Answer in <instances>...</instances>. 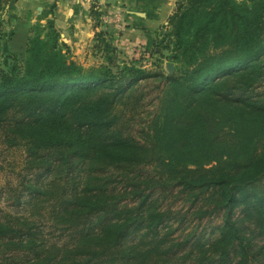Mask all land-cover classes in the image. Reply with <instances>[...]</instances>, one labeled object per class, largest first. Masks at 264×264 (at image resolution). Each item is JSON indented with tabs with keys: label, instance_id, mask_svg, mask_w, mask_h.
Instances as JSON below:
<instances>
[{
	"label": "trees",
	"instance_id": "16d2710c",
	"mask_svg": "<svg viewBox=\"0 0 264 264\" xmlns=\"http://www.w3.org/2000/svg\"><path fill=\"white\" fill-rule=\"evenodd\" d=\"M169 24L170 75L84 67L31 34L0 63V144L33 174L24 214L0 208V264H264V0H179ZM168 191L222 212L217 238L175 235Z\"/></svg>",
	"mask_w": 264,
	"mask_h": 264
},
{
	"label": "rangeland",
	"instance_id": "374dc122",
	"mask_svg": "<svg viewBox=\"0 0 264 264\" xmlns=\"http://www.w3.org/2000/svg\"><path fill=\"white\" fill-rule=\"evenodd\" d=\"M15 0L13 3H15ZM57 0H44L37 9L30 11L23 20H31L29 24V33L32 36L38 35L48 40L67 61H75L84 66L106 65L116 71L119 67L133 66L144 69L148 72H162L170 75L184 67L180 60L172 58L174 37L172 27L169 24V18L159 29L153 30L152 40H116L110 32V24L105 20V13L94 14L90 12L93 19L94 34L90 40H79L78 49L72 44L73 40H62L60 32L52 22L53 5ZM245 1V0H238ZM9 8L0 11V63L4 58L12 65L21 66L25 58V48L27 40H11L13 35V26L18 24L21 19L14 12V4ZM81 6V2L74 3ZM99 7V6H98ZM176 8V6H175ZM91 10L98 9L93 3ZM175 10V9H174ZM174 12V11H173ZM24 15V14H23ZM117 15V14H116ZM114 18L116 16H113ZM119 20H116L118 23ZM113 25H115L113 23ZM123 26V25H122ZM98 28V29H97ZM67 31V30H66ZM19 39V40H18ZM78 41V40H77ZM171 63L173 69L171 72L167 69V64ZM6 68V67H5ZM160 84L157 79H149L141 83L144 92L148 93L145 102L154 98L158 91L156 86ZM259 89H264V83ZM101 90H97V93ZM153 105L149 106L147 114H141L136 118V123L132 126L133 132H138L136 137L141 139L143 133L141 129L147 128V122L150 120L149 113ZM135 134V133H134ZM24 151L21 148H7L0 144V208L5 212L12 214H24V208L20 205L25 197L23 184L32 179V173L27 171L24 165ZM158 199V204L162 208H170L182 213H186L187 218L179 223L173 222L171 231L174 234L196 232L201 234L204 243L217 238L218 227L222 223V212H215L212 215L198 217L192 209L189 208V202L179 194H170Z\"/></svg>",
	"mask_w": 264,
	"mask_h": 264
},
{
	"label": "crops",
	"instance_id": "0c3cea01",
	"mask_svg": "<svg viewBox=\"0 0 264 264\" xmlns=\"http://www.w3.org/2000/svg\"><path fill=\"white\" fill-rule=\"evenodd\" d=\"M43 1L17 0L13 3L15 7L13 12L21 19L18 20V24L13 26L11 40H17L18 36L20 40L28 39L30 36L28 28L31 20H23V18H25V14L27 16L30 11L37 9ZM178 1L57 0L52 7L54 13L52 22L58 29L57 32H60L61 37L64 36L62 40H73L72 44L77 49L79 40H90L94 34L91 11L94 14L105 13L104 18L110 24V32L116 40H132L133 42L152 40L153 30L161 28L166 23ZM77 2H81V6L74 4ZM93 3L97 5L98 9H90ZM116 20H119L118 23Z\"/></svg>",
	"mask_w": 264,
	"mask_h": 264
},
{
	"label": "water",
	"instance_id": "95a60500",
	"mask_svg": "<svg viewBox=\"0 0 264 264\" xmlns=\"http://www.w3.org/2000/svg\"><path fill=\"white\" fill-rule=\"evenodd\" d=\"M167 69L169 70V72L172 71L173 67H172L171 63H168V64H167Z\"/></svg>",
	"mask_w": 264,
	"mask_h": 264
}]
</instances>
